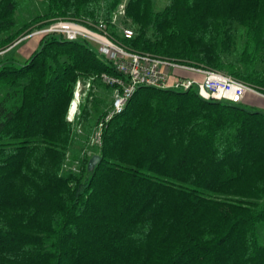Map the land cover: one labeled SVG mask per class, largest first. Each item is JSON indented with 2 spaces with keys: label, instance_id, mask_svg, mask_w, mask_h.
<instances>
[{
  "label": "trees",
  "instance_id": "16d2710c",
  "mask_svg": "<svg viewBox=\"0 0 264 264\" xmlns=\"http://www.w3.org/2000/svg\"><path fill=\"white\" fill-rule=\"evenodd\" d=\"M122 3L129 47L264 93V0H0V51ZM104 72L89 42L57 35L0 61V264H264V110L143 87L70 163L75 84Z\"/></svg>",
  "mask_w": 264,
  "mask_h": 264
},
{
  "label": "built area",
  "instance_id": "2783aa9c",
  "mask_svg": "<svg viewBox=\"0 0 264 264\" xmlns=\"http://www.w3.org/2000/svg\"><path fill=\"white\" fill-rule=\"evenodd\" d=\"M124 12L125 3H122L110 22L100 20L97 23H86L73 19H58L26 36L57 35L69 41L85 40L113 68V72L78 79L75 84L74 99L70 106L73 116L77 114L82 99L95 88L96 82L104 84L111 91V103L93 126L90 147L97 150L102 147L104 131L109 122L126 110L137 91L143 87L174 91L192 90L204 100L230 101L237 104L243 102L249 91L261 94L222 70L193 65L129 47L123 39L132 38L135 32L132 28L122 27L118 23L119 15ZM111 25L116 26L117 36L120 32L121 38L113 33ZM180 71H187L192 75L188 77Z\"/></svg>",
  "mask_w": 264,
  "mask_h": 264
},
{
  "label": "rangeland",
  "instance_id": "374dc122",
  "mask_svg": "<svg viewBox=\"0 0 264 264\" xmlns=\"http://www.w3.org/2000/svg\"><path fill=\"white\" fill-rule=\"evenodd\" d=\"M166 3H167V0H160V6H164ZM25 16H29V13L27 11L25 13ZM122 27H129V26L122 24ZM36 29H41V28H36ZM118 33L119 34L117 37L121 38L120 32ZM24 37H21L18 40H16L14 44L10 46L8 49L4 51H0V61L7 60L13 57V58L18 59L21 62H24L27 58H29L33 54V52L36 49L40 47L41 39L43 35L35 34V35L28 36L26 38ZM180 73L188 77L192 75L191 73L187 71H180ZM80 79L83 80L84 78H80ZM98 85H99V82L98 83L96 82L95 88L92 89L91 92H89V94L82 99V102L78 108V112L74 116L70 112V109H71L70 106L74 99V95L72 97L69 110H68V114H67V119L69 122H71L75 126L74 130L76 133V139H75L74 145L69 151L68 161L72 159V155L74 153H80L81 151L84 150L85 152H87L88 156H91V154L97 151L96 148H92L89 145V140L91 138L92 129H93V126L96 124L99 116L104 112V110L109 105L110 100H111L110 96H107V98H105L106 95L105 93L102 92L104 89H106L105 88L106 86H104V84L99 85V86ZM97 103H100L98 111H95V112L91 111L92 107L96 105ZM242 103L249 108H258V109L264 110V93L259 94V93H254V92L249 91L247 93V97L243 100ZM88 112L89 114H87ZM87 118L90 124L92 125L90 129L86 126V123L88 122ZM96 154H99V153H96Z\"/></svg>",
  "mask_w": 264,
  "mask_h": 264
},
{
  "label": "water",
  "instance_id": "95a60500",
  "mask_svg": "<svg viewBox=\"0 0 264 264\" xmlns=\"http://www.w3.org/2000/svg\"><path fill=\"white\" fill-rule=\"evenodd\" d=\"M101 160L100 154H95L90 160V169H92Z\"/></svg>",
  "mask_w": 264,
  "mask_h": 264
},
{
  "label": "crops",
  "instance_id": "0c3cea01",
  "mask_svg": "<svg viewBox=\"0 0 264 264\" xmlns=\"http://www.w3.org/2000/svg\"><path fill=\"white\" fill-rule=\"evenodd\" d=\"M99 85H103V84H99ZM99 85H98V86H99ZM104 86H105V85H104ZM105 88H106V89H104V90L102 91V92L105 93V95H106L105 98H107V96H110V97H111V93H110L111 91H110V89H108L107 87H105ZM246 97H247V94H246L245 98H246ZM245 98H244V99H245ZM110 103H111V100H110ZM110 103H109V104H110Z\"/></svg>",
  "mask_w": 264,
  "mask_h": 264
},
{
  "label": "bare ground",
  "instance_id": "6f19581e",
  "mask_svg": "<svg viewBox=\"0 0 264 264\" xmlns=\"http://www.w3.org/2000/svg\"><path fill=\"white\" fill-rule=\"evenodd\" d=\"M74 108H75V107H73V110H74ZM73 110H72V111H73Z\"/></svg>",
  "mask_w": 264,
  "mask_h": 264
}]
</instances>
